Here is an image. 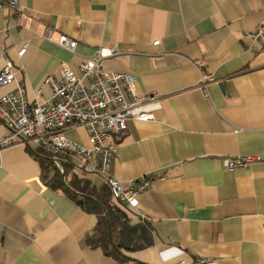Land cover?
Wrapping results in <instances>:
<instances>
[{"label": "crops", "instance_id": "crops-1", "mask_svg": "<svg viewBox=\"0 0 264 264\" xmlns=\"http://www.w3.org/2000/svg\"><path fill=\"white\" fill-rule=\"evenodd\" d=\"M19 4V11L0 10L6 51L0 72L10 61L30 101L47 76L60 78L64 64L78 75L100 48L120 52L103 62L104 70L136 76L139 97H160L154 120L129 121L115 136L112 173L125 187L157 176L135 211L150 223L154 245L128 257L143 264L198 257L208 264H264V47L247 51L249 34L264 23V0ZM47 29L55 40L62 34L76 40V54L47 42ZM24 42L30 45L19 57ZM44 95L50 98L51 90ZM8 133L0 121V138ZM66 136L90 145L84 128ZM29 146L36 147L18 144L0 153V264H129L87 245L98 217L46 185ZM249 155L261 160L233 173L223 168V158Z\"/></svg>", "mask_w": 264, "mask_h": 264}, {"label": "built area", "instance_id": "built-area-1", "mask_svg": "<svg viewBox=\"0 0 264 264\" xmlns=\"http://www.w3.org/2000/svg\"><path fill=\"white\" fill-rule=\"evenodd\" d=\"M21 9L19 0H0V10ZM252 43L248 52H257L264 47V23L249 34ZM45 40L75 55L78 42L67 35L54 39V31L47 29ZM160 40L154 45H159ZM29 43L24 42L18 56L23 57ZM119 51L100 48L92 58L84 60L77 75L70 66L64 64L61 77L47 76L30 101L25 93L24 83L17 79L13 64L6 60L0 72V121L9 130L8 135L0 138V153L14 145L32 143L49 154L62 171L64 165L71 164L75 172L82 175H98L105 178L113 199L123 207L137 211L140 196L154 184L157 176L147 174L133 179L125 187L112 173L113 158L117 145L115 136L127 130L129 121L150 122L161 109L159 96L139 97L136 93V76L107 71L103 62L116 57ZM6 51L0 49V57ZM208 77L201 75V86L207 91ZM51 90V97L44 90ZM9 89V90H8ZM6 90L5 92H3ZM84 128L90 145L70 140L66 132ZM261 158L253 155L237 158H223V168L237 172L250 168ZM146 220L141 214L134 217ZM264 225V217H263ZM209 259L198 257L192 262L179 264H208Z\"/></svg>", "mask_w": 264, "mask_h": 264}, {"label": "trees", "instance_id": "trees-1", "mask_svg": "<svg viewBox=\"0 0 264 264\" xmlns=\"http://www.w3.org/2000/svg\"><path fill=\"white\" fill-rule=\"evenodd\" d=\"M29 147L41 166L46 185L53 190H61L85 212L98 217L96 227L86 235L87 245L93 250H102L116 261L143 264L128 255L154 245L150 223L144 220L133 224L136 213L113 199L107 183L94 185L86 177L79 176L71 164L64 165L62 171L41 148Z\"/></svg>", "mask_w": 264, "mask_h": 264}, {"label": "rangeland", "instance_id": "rangeland-1", "mask_svg": "<svg viewBox=\"0 0 264 264\" xmlns=\"http://www.w3.org/2000/svg\"><path fill=\"white\" fill-rule=\"evenodd\" d=\"M82 176H90V175H82Z\"/></svg>", "mask_w": 264, "mask_h": 264}]
</instances>
